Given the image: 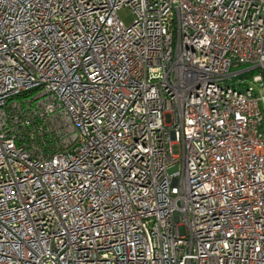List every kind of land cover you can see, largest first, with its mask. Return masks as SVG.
I'll return each mask as SVG.
<instances>
[{
  "label": "built area",
  "instance_id": "built-area-1",
  "mask_svg": "<svg viewBox=\"0 0 264 264\" xmlns=\"http://www.w3.org/2000/svg\"><path fill=\"white\" fill-rule=\"evenodd\" d=\"M0 264H264V0H0Z\"/></svg>",
  "mask_w": 264,
  "mask_h": 264
},
{
  "label": "rangeland",
  "instance_id": "rangeland-1",
  "mask_svg": "<svg viewBox=\"0 0 264 264\" xmlns=\"http://www.w3.org/2000/svg\"><path fill=\"white\" fill-rule=\"evenodd\" d=\"M120 19L126 24L129 25L132 22L133 16L128 9H122L118 12ZM19 104V102H17Z\"/></svg>",
  "mask_w": 264,
  "mask_h": 264
}]
</instances>
